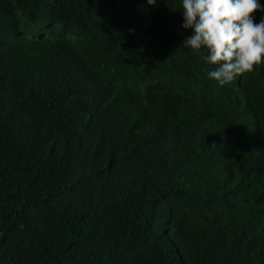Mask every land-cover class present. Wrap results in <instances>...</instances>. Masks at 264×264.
<instances>
[{
    "label": "trees",
    "instance_id": "16d2710c",
    "mask_svg": "<svg viewBox=\"0 0 264 264\" xmlns=\"http://www.w3.org/2000/svg\"><path fill=\"white\" fill-rule=\"evenodd\" d=\"M180 10L0 0V264H264V64L218 86Z\"/></svg>",
    "mask_w": 264,
    "mask_h": 264
},
{
    "label": "clouds",
    "instance_id": "9594fccd",
    "mask_svg": "<svg viewBox=\"0 0 264 264\" xmlns=\"http://www.w3.org/2000/svg\"><path fill=\"white\" fill-rule=\"evenodd\" d=\"M158 0H147L155 6ZM182 27L191 30L183 47L205 53L213 67L207 77L224 87L264 64V12L261 0H180Z\"/></svg>",
    "mask_w": 264,
    "mask_h": 264
}]
</instances>
